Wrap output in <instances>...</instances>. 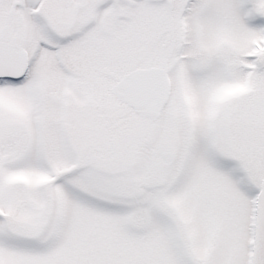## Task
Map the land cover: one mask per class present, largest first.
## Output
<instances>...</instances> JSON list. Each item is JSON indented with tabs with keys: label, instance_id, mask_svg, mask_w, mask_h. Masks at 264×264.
Wrapping results in <instances>:
<instances>
[{
	"label": "snow or ice",
	"instance_id": "6c2138e0",
	"mask_svg": "<svg viewBox=\"0 0 264 264\" xmlns=\"http://www.w3.org/2000/svg\"><path fill=\"white\" fill-rule=\"evenodd\" d=\"M0 264H264V0H0Z\"/></svg>",
	"mask_w": 264,
	"mask_h": 264
}]
</instances>
